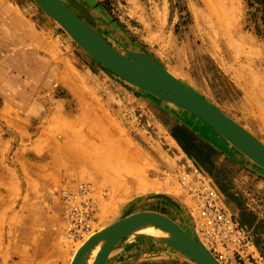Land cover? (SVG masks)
<instances>
[{
	"label": "rangeland",
	"instance_id": "rangeland-1",
	"mask_svg": "<svg viewBox=\"0 0 264 264\" xmlns=\"http://www.w3.org/2000/svg\"><path fill=\"white\" fill-rule=\"evenodd\" d=\"M79 1L111 44L149 54L264 142V0ZM169 105L104 68L35 0H0V264L70 263L90 233L70 228L61 193L80 183L92 186L98 203L94 230L130 207L163 213L189 234L192 211L201 229L191 188L202 177L172 138L181 134L174 114L196 117ZM65 146L75 159L64 158ZM249 161L261 172L228 158L216 170L252 236L241 250L231 246L224 264H264V168ZM157 192L182 212L167 199L150 200ZM138 235L125 239L120 260L134 245L157 243ZM169 251L128 264H197Z\"/></svg>",
	"mask_w": 264,
	"mask_h": 264
},
{
	"label": "water",
	"instance_id": "water-1",
	"mask_svg": "<svg viewBox=\"0 0 264 264\" xmlns=\"http://www.w3.org/2000/svg\"><path fill=\"white\" fill-rule=\"evenodd\" d=\"M69 1L74 9L64 0H36V3L48 15L62 23L69 32L76 35L82 46L92 53L93 58L104 68L131 85L148 91L154 96L157 95L165 101L184 107L232 143L242 154L264 166V143L251 131L174 77L149 54L139 50H120L111 44L96 27L95 19L89 12V6L86 5L87 8L78 0ZM162 197L169 200L165 196ZM152 214L157 215L158 219H155L154 216H148L144 222L143 218L141 223L135 227L119 232L120 234L116 235V240L155 227L170 234V237L160 240V242L175 246L178 251L193 258L198 263L222 264L200 241L194 230L193 236H191L173 220L161 214ZM111 248L107 249L105 257ZM75 262L73 264H76Z\"/></svg>",
	"mask_w": 264,
	"mask_h": 264
},
{
	"label": "bare ground",
	"instance_id": "bare-ground-1",
	"mask_svg": "<svg viewBox=\"0 0 264 264\" xmlns=\"http://www.w3.org/2000/svg\"><path fill=\"white\" fill-rule=\"evenodd\" d=\"M79 1V0H78ZM36 2V0H35ZM80 3L84 4L83 2L79 1ZM71 3V2H70ZM68 4V3H67ZM85 5V4H84ZM86 6V5H85ZM71 8L74 9V6L71 4L70 5ZM87 7V6H86ZM211 7V6H210ZM88 8V7H87ZM89 9V8H88ZM92 9H89V12L92 14L91 12ZM51 16V15H49ZM52 17V16H51ZM92 17L95 19V25L97 24L96 23V19L95 16L92 14ZM55 21L58 22V24L72 37V39L78 44L80 45V47L82 49H84L87 53H89L92 57V53H90L87 49H85L83 46H82V43L79 41L78 37L76 35H74L73 33L69 32L68 29H66V27H64V25H62V23H60L58 20H56L54 17H52ZM216 18H217V29L219 30H225L226 28H224V26L227 27L225 21L226 19L224 18V13H217L216 15ZM224 21V22H223ZM228 23V21H226ZM105 23V22H104ZM223 23H225L223 25ZM229 25V23H228ZM96 27L98 28V26L96 25ZM99 29V28H98ZM113 32V31H112ZM122 34V33H121ZM117 35V34H115ZM122 38V37H121ZM166 68V67H165ZM167 69V68H166ZM168 72H170L174 77H176L178 80H181L178 76H176L172 71H170L169 69H167ZM182 81V80H181ZM183 82V81H182ZM185 83V82H184ZM186 84V83H185ZM187 86H189L188 84H186ZM190 87V86H189ZM139 88V87H138ZM192 88V87H190ZM85 89V88H84ZM193 89V88H192ZM82 93H84L83 90H81ZM145 91V90H144ZM196 91V90H195ZM146 93H149L148 91H145ZM197 92V91H196ZM199 93V92H198ZM150 96L152 95L151 93H149ZM200 94V93H199ZM84 95V94H83ZM154 96V95H152ZM156 97L157 99L163 101V102H167L169 103L170 105L169 106H172V107H175V108H178V107H181V108H184L180 105H177V104H174V103H170L168 101H165L163 100L162 98L158 97L157 95L154 96ZM86 98V97H85ZM83 97V99H85ZM207 99V98H206ZM208 100V99H207ZM209 102H211L210 100H208ZM253 101L256 103L254 104H258L259 106L263 105L260 100H254ZM95 103V102H94ZM212 103V102H211ZM90 104V103H89ZM213 104V103H212ZM91 105V104H90ZM96 105V104H94ZM216 106V105H215ZM91 107V106H90ZM218 108V107H217ZM185 109V108H184ZM220 109V108H219ZM96 110V109H95ZM186 111H188L187 109H185ZM98 111V110H97ZM176 112V111H175ZM178 112V111H177ZM190 112V111H188ZM224 112V111H223ZM180 113V112H179ZM183 113V112H181ZM191 113V112H190ZM192 114V113H191ZM178 115V114H177ZM179 115H182V114H179ZM178 115V116H179ZM228 115V114H227ZM229 116V115H228ZM191 118V117H190ZM193 119L194 121H196L193 117L191 118ZM198 121V120H197ZM195 126V125H193ZM198 126V124H197ZM202 127V126H200ZM205 127V126H204ZM199 128V127H198ZM207 128V127H206ZM212 128V127H211ZM197 129V128H196ZM201 129V128H200ZM247 129V128H246ZM209 131L211 132L212 130L209 129ZM250 131V130H249ZM167 133V132H166ZM218 133V132H217ZM254 134V133H253ZM220 135V134H219ZM255 135V134H254ZM214 136V135H213ZM222 136V135H220ZM257 137V135H255ZM165 137V136H163ZM223 137V136H222ZM216 138V137H215ZM224 138V137H223ZM168 139V138H167ZM211 139V138H210ZM225 139V138H224ZM260 139V138H259ZM213 140V138H212ZM226 140V139H225ZM261 140V139H260ZM227 142H229L228 140H226ZM262 141V140H261ZM172 142V141H171ZM263 142V141H262ZM175 143V142H174ZM230 143V142H229ZM264 143V142H263ZM67 143H65L66 145ZM232 144V143H230ZM61 148L64 147V145H60ZM58 146V148L60 147ZM68 146V144H67ZM234 146V145H233ZM235 147V146H234ZM67 148V149H66ZM69 147H66L65 146V149L63 148L61 151L62 153L61 154H64V158L66 159H75L77 157V152L76 151H73L72 148H69ZM57 149V147H56ZM55 149V152L58 151L59 149L56 150ZM237 149V148H236ZM63 150L64 153H63ZM240 152V151H239ZM58 153V152H56ZM60 153V152H59ZM58 153V154H59ZM241 153V152H240ZM243 156H245L243 154ZM55 157L56 154H55ZM247 159L249 160H252L250 159L249 157L245 156ZM141 160V159H140ZM253 161V160H252ZM91 162V161H90ZM94 162V161H93ZM92 162V163H93ZM140 162V161H139ZM255 162V161H254ZM256 163V162H255ZM60 164V163H59ZM138 164V163H137ZM136 164V165H137ZM140 164V163H139ZM145 164V163H143ZM143 164L141 163L140 165L143 166ZM258 164V163H256ZM259 166H261L262 168H264V166L258 164ZM139 165H137L138 167ZM59 167V166H58ZM142 180H144L142 178ZM141 182V181H139ZM140 185V184H139ZM143 186V185H142ZM145 187V186H144ZM162 196H165L167 198H169V201L172 202L174 205L177 206V208L182 212V205L176 201L175 199H172V197L168 196V194H165V193H160V192H157L155 194H152V195H149V199L150 200H153V199H165L164 197ZM223 197V196H222ZM143 200V199H142ZM168 200V199H167ZM145 202H148V199L147 201H144L142 202L143 204H145ZM141 203H139L140 205ZM134 205V204H133ZM132 205V206H133ZM138 205V204H137ZM186 206V205H185ZM133 211V207H130V209L124 214V216L118 220H115L114 222H112L111 224H108L106 226H100L99 228H97L96 230H94L92 233H90L87 237H85L83 240H81L80 243H78V245L76 246L75 248V251L71 257V260H70V263L69 264H73L74 261H76L75 263L76 264H128V263H131L133 262L134 260H139L141 259L142 257H154L157 255H163V254H166L168 252H170L169 250H172V251H176V252H179V253H182L180 251L177 250V248L175 246H171V245H166L165 243H162L160 242V240H163L165 238H168L170 237V234L167 232V231H164V230H161V229H158V228H155V227H150V228H147V229H144V230H141L139 231L138 233H135V234H129L125 237H123L121 240H116V235L121 232V231H124L128 228H132V227H135V225L137 224H140L141 221L143 220L144 218V222H146V217L148 216H154L155 219H158V216L157 215H154L152 213H156V214H161V215H164L163 213H160V212H157V211H138V212H131ZM231 211L234 212V210L231 209ZM235 214V213H233ZM236 215V214H235ZM165 217L173 220L171 217L167 216V215H164ZM178 226H180L184 231H186L184 229V227L179 224L178 222H176L175 220H173ZM69 224V223H68ZM70 225V224H69ZM190 225H191V231L193 232V230L196 232V234L198 235L200 241L214 254L213 250L211 249L210 245L208 244V242L206 241V239H204V237L202 236L201 234V229H200V223L198 222V220L196 219V215L191 211V221H190ZM69 227V226H68ZM71 228V226H70ZM70 231V230H69ZM187 232V231H186ZM74 233V232H73ZM188 233V232H187ZM77 234V233H76ZM120 234V233H119ZM138 234H149L151 236H154L156 238V241L157 243L153 245V247H150V246H146V247H143V246H134V250H132V253L127 257L125 258V260H120L118 256V249H120V245L125 241V239H129V241L135 237V236H140ZM78 235V234H77ZM191 236H193V234H190ZM144 238V237H143ZM143 240V239H142ZM128 241V242H129ZM160 242V243H159ZM143 243V241H142ZM141 243V245H142ZM149 243V242H147ZM146 244V243H145ZM139 245V244H138ZM152 246V245H151ZM112 247V248H111ZM109 253L107 255V257H105V254L107 252V249H109ZM130 252V251H129ZM159 253V254H156V253ZM156 255H155V254ZM117 254V255H116ZM128 254V253H127ZM185 257H188L189 259L191 260H194L193 258L185 255L184 253H182ZM116 255V256H115ZM121 255V254H120ZM214 256L217 258V256L214 254ZM123 257V256H122ZM159 257V256H158ZM162 258V257H161ZM218 259V258H217ZM219 260V259H218ZM195 261V260H194ZM222 264H224L221 260H219ZM136 262V261H135ZM138 262V261H137ZM197 261H195L196 263ZM197 264H200L197 262Z\"/></svg>",
	"mask_w": 264,
	"mask_h": 264
},
{
	"label": "built area",
	"instance_id": "built-area-1",
	"mask_svg": "<svg viewBox=\"0 0 264 264\" xmlns=\"http://www.w3.org/2000/svg\"><path fill=\"white\" fill-rule=\"evenodd\" d=\"M195 172L202 177L200 186L191 188L202 214L201 233L222 261L227 259L225 253L231 246L241 250L252 236L250 230L241 223L237 213L231 211L224 203L222 195L212 181L207 182L203 178L204 173L200 168H196ZM91 187L90 184L80 183L75 187L63 189L61 193L65 207L64 215L71 227L82 235L94 230L98 212V203Z\"/></svg>",
	"mask_w": 264,
	"mask_h": 264
},
{
	"label": "crops",
	"instance_id": "crops-1",
	"mask_svg": "<svg viewBox=\"0 0 264 264\" xmlns=\"http://www.w3.org/2000/svg\"><path fill=\"white\" fill-rule=\"evenodd\" d=\"M180 114L182 115H174L181 120L180 123H178L181 134L173 131L172 138L176 142L177 146L183 151L184 155L190 160L194 161L196 163L195 165L200 168L204 175L211 179L213 185L216 186V190L223 196L222 198L224 203L227 205V207L234 210V212L237 213L239 217L240 213L236 204H234L221 189V187L224 186L222 185V181L218 178L220 174L216 173V170H220L221 164L225 159L228 158L243 163L247 168L250 167L252 170H256L257 172L261 171H259V169H253L255 167L251 165L250 161L246 159L245 156H243L239 151L234 149L225 139H220L223 137L217 132L216 134L213 131L210 132L208 127L206 128L198 121H194L190 117L186 116L185 113ZM244 178L245 176L239 177L237 180H235V185H237V187H242L244 184L246 185ZM122 244L120 246H122ZM125 246L123 247L125 248ZM126 251L119 252V254H121L120 256H124Z\"/></svg>",
	"mask_w": 264,
	"mask_h": 264
},
{
	"label": "trees",
	"instance_id": "trees-1",
	"mask_svg": "<svg viewBox=\"0 0 264 264\" xmlns=\"http://www.w3.org/2000/svg\"><path fill=\"white\" fill-rule=\"evenodd\" d=\"M188 137V136H187ZM242 216H245V214H243Z\"/></svg>",
	"mask_w": 264,
	"mask_h": 264
}]
</instances>
